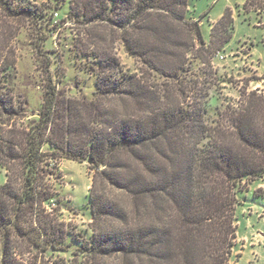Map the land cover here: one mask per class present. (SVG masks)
I'll use <instances>...</instances> for the list:
<instances>
[{
	"label": "trees",
	"instance_id": "trees-1",
	"mask_svg": "<svg viewBox=\"0 0 264 264\" xmlns=\"http://www.w3.org/2000/svg\"><path fill=\"white\" fill-rule=\"evenodd\" d=\"M65 1L55 0L47 18L40 5L0 0V14L43 26ZM68 5L77 24L105 27L91 44L106 73L92 100L67 99L49 81L37 117L0 133V264H231L239 193L264 176V95L243 91L238 106L224 107L209 93L212 58L233 36L232 9L207 43L189 0ZM243 6L264 8V0ZM113 29L142 71H117L107 46ZM0 51L8 76L15 51L9 41ZM193 60L199 79L188 80ZM22 110L0 95L1 114ZM63 158L91 160L89 237L60 219V197L45 183Z\"/></svg>",
	"mask_w": 264,
	"mask_h": 264
},
{
	"label": "rangeland",
	"instance_id": "rangeland-1",
	"mask_svg": "<svg viewBox=\"0 0 264 264\" xmlns=\"http://www.w3.org/2000/svg\"><path fill=\"white\" fill-rule=\"evenodd\" d=\"M26 1L46 9L47 18L55 11L49 8L54 5L55 0ZM68 1L54 13L52 24L48 21L43 26L30 18L9 19L0 14V50L9 41L16 60L10 75L0 71V95L13 97L14 102L23 108L22 114L18 116L0 113V133L8 134L12 127H25L29 120L37 117L49 81L55 83L57 90L67 99L92 100L96 97L98 79L106 72L100 71L99 60L93 58L94 45L91 41L97 39L91 35L97 30L105 32V27L77 24L69 17ZM244 2L245 0H189L188 15L200 19L202 35L207 43L210 41L213 23L227 7L233 12V36L212 58L216 75L208 78L212 80L214 77V85L209 93L215 105L236 107L243 91H256L264 95V8H245ZM55 21H58L57 25ZM118 33L111 30V37L107 42L115 68L126 73L142 71L141 62L125 50L117 37ZM36 41L42 43L41 50L36 49ZM200 67L199 61L193 60L188 80L199 79ZM111 70L113 67L107 71ZM203 77L200 76V79ZM216 117L212 116L213 119ZM218 117L217 119H221ZM223 122L226 123V120ZM57 165L58 170L53 175H47L45 183L60 197L59 217L70 223L77 233L89 237V224L92 220L89 188L93 175L90 162L63 158ZM5 172L0 167L1 182L4 181ZM260 187L264 189V176L252 181L239 193L236 244L231 264H264V193H257ZM53 257L71 259L69 253H59Z\"/></svg>",
	"mask_w": 264,
	"mask_h": 264
},
{
	"label": "water",
	"instance_id": "water-1",
	"mask_svg": "<svg viewBox=\"0 0 264 264\" xmlns=\"http://www.w3.org/2000/svg\"><path fill=\"white\" fill-rule=\"evenodd\" d=\"M89 162H91V160H89Z\"/></svg>",
	"mask_w": 264,
	"mask_h": 264
}]
</instances>
